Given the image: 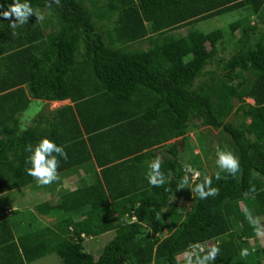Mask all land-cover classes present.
Here are the masks:
<instances>
[{"label":"trees","instance_id":"obj_1","mask_svg":"<svg viewBox=\"0 0 264 264\" xmlns=\"http://www.w3.org/2000/svg\"><path fill=\"white\" fill-rule=\"evenodd\" d=\"M13 2L0 0V12ZM27 2L42 21L32 15L13 30L12 21L0 16V264H31L51 253L61 264H179L178 255L197 243L219 247L210 264H264V246L245 217V211L264 217V33L249 44L264 23V0ZM238 10L256 15L257 22L243 17L228 24L231 32L240 29L229 57L218 54L223 28L173 33ZM144 41L145 49L129 48ZM31 98L70 99L73 105L48 117L44 103L22 127L18 116ZM195 119L223 134L229 147L219 148L239 158L240 171L216 180V167L210 177L219 194L195 195L188 210L179 211L171 196L184 165L202 180L209 160L206 137L199 138L204 157L191 152L187 163L182 155L191 149L186 138L198 128L191 126ZM45 137L67 152V160L58 157L59 174L91 155L102 169L91 184L59 192L56 204L35 203L37 217L56 210L62 215L39 227L8 205H16L15 190L38 187L26 171V147ZM176 138L181 144L167 143ZM157 156L166 179L161 187L146 179ZM111 171L112 182L105 177ZM133 216L137 221L128 224ZM108 231L114 235L97 256L84 249L85 237ZM243 248L251 252L247 258L240 257Z\"/></svg>","mask_w":264,"mask_h":264},{"label":"clouds","instance_id":"obj_2","mask_svg":"<svg viewBox=\"0 0 264 264\" xmlns=\"http://www.w3.org/2000/svg\"><path fill=\"white\" fill-rule=\"evenodd\" d=\"M52 3L59 4L60 0H48V6ZM32 15H35L37 20L42 21L44 19L43 14L39 10L33 9L27 0L25 2L14 0L12 4L8 5L7 10L0 12V16L12 21L9 27L13 30L26 24ZM13 17H15L14 20ZM12 34L16 35V32L13 31ZM26 151L30 153L27 162L31 165V167L26 169L27 174L35 180L38 186H49L60 180L58 172L60 160L58 157H62L64 160L68 158L67 152L62 146H58L54 141L45 137L35 147L28 145ZM215 164L219 169L215 173L216 180L227 178L222 177L221 173H227L235 177L240 171L239 158L231 151L223 150L219 147L216 150ZM161 165L162 158L160 156H157L148 163L146 179L153 187H161L166 183L165 175L161 171ZM184 172L185 175L177 182V188L183 189L192 183L194 186L190 188L191 192L198 195L200 199H207L210 196L214 197L219 194L218 188L212 187V178L210 176L205 175L199 183H196L201 176L199 171L195 170L190 164H185ZM250 191L254 192L255 186H252ZM245 217L253 227L255 236L257 238H264V224L260 223V219L254 217L251 211H245ZM136 221L137 217L135 216L131 220H126L128 224L135 223ZM190 248L191 251L186 254V264H210V262L216 260L220 252L218 246H209L207 243L203 245L200 243L190 245ZM250 254L251 252L248 248H243L240 251L241 258H247Z\"/></svg>","mask_w":264,"mask_h":264},{"label":"rangeland","instance_id":"obj_3","mask_svg":"<svg viewBox=\"0 0 264 264\" xmlns=\"http://www.w3.org/2000/svg\"><path fill=\"white\" fill-rule=\"evenodd\" d=\"M248 13L249 12L247 10H241V11L238 10L237 12L233 11V12L225 13V14H222L219 16H215V17L200 21V22H198L192 26H188L186 28L173 30V33L174 34H179V33L183 34L185 32V30H187L188 28H193V29L196 28V29H199V30L204 31V32L211 31L215 28H223L225 31V37L218 44V54L219 55L221 54L225 57H229L231 55V53L234 51V48L236 46L235 45L236 38H237V36L239 37L240 29H238L234 32H231L228 29V24L235 19L243 18V17H245L244 19H247L249 22H251V24H252V22L253 23L257 22V16L256 15L254 16L251 14L246 15ZM39 22H40V20H39ZM259 31L260 32L262 31V33H264V23L259 25V28L256 31L255 35H253L252 38L250 39L249 44L253 43L256 40L255 37L257 36ZM146 47H147V41L136 43V44H133L131 46L129 45L130 49L131 48L132 49L133 48L145 49ZM246 102L253 103V99L246 98ZM30 111L32 112V109H29L28 113H30ZM247 121H249V120H247ZM193 124H197L198 128L197 129L192 128V130H190L187 133L188 136L186 138V144L191 149H187L185 152H182V155H183V157H185V159L190 160L187 163H190L191 160L193 161V159H194V157H192L190 155L191 152H193L194 154L199 153L201 155V157H204V152L199 147V138H201V141H202L203 138L206 137V139H204V141L206 142L205 144H208L207 145L208 148H207V153H205V154L208 156L209 160L205 159V161H203L204 163H203L202 171L205 172L207 176H210L212 174V172H214V170L216 169L215 160H216L217 147H219V145H224L227 147H229V146H228V143L226 142V140L223 138V134L220 133V131L211 130L208 127L200 126V123L197 119H195L191 122V126ZM176 139H180V138H176ZM179 150H182L181 146L179 147ZM200 181L201 180L198 179L196 181V183H199ZM192 186H194V185L192 183H190L189 186L186 188H183V189H179L177 187L175 188V191L173 192V194L171 196V201H173L174 203L177 204L179 211H187L188 208L190 207V205L192 203V199L195 196V194H193L191 192V189H190ZM26 192H27V195H25ZM42 193H44V191L40 188H38V191H30V190L26 191L25 189H22V190L20 189L19 191H16L14 193V196H12V199L14 198L17 200L16 205L14 206V202H9L8 208L11 210L14 209L15 207L20 208V211H23L22 216L25 217V219H29L28 220L29 222L32 219L31 225H34V226L38 225L39 227H43L45 225H51L52 226L54 223L58 222L62 217V215H60V213H58L57 210L54 212L52 211V213H50L46 216H38L37 217L35 211L32 208V206L35 203L46 201V196L44 197L45 199H43ZM53 195L54 194L51 193V196H53ZM58 195H59V192H57L56 196L55 195L54 196L57 197ZM53 201H55V200L53 199ZM241 207H243V204H241ZM75 216L78 218L81 217L80 214H78V215L74 214V217ZM259 219H260V221H264V217H260ZM113 235H114V233H110V234L107 233V234H103V236L97 237V238L85 237V239L83 241L84 249L86 251L92 253L94 256H97L99 254V252L102 250L103 246L109 240H111ZM249 242H250V244H254L253 240H249ZM258 242L261 246H264V238H258ZM177 259L179 260V264H186L187 256L185 253H182V254L178 255ZM31 264H61V263H60L59 256L56 253H51V254H48L44 257H41V258L31 262Z\"/></svg>","mask_w":264,"mask_h":264},{"label":"crops","instance_id":"obj_4","mask_svg":"<svg viewBox=\"0 0 264 264\" xmlns=\"http://www.w3.org/2000/svg\"><path fill=\"white\" fill-rule=\"evenodd\" d=\"M253 23V22H252ZM31 102L29 103V105L25 108V110H23L22 112H20L19 114V119L21 122L22 127H26L27 125H30L33 121V119L35 118L36 114L38 112H40L42 110L43 104H47V107L44 109L43 107V112L45 111V115H48V117L51 115V113H54L55 110L61 108L64 105H73V102L70 99H64V100H52V101H43V100H38L35 98H31L30 99ZM32 109V112L30 111V113H28V110ZM83 137L86 140V135L84 134ZM178 140V143L181 144V138L180 139H172L170 141H168L167 143H172ZM88 150L89 152H91L89 146ZM97 150L100 151L101 149H105L106 145H98L96 146ZM102 147V148H101ZM104 147V148H103ZM103 152V151H101ZM162 152L165 154L164 149H162ZM83 154H74V158L77 157H81V156H85L86 152L83 151ZM102 157V155H100ZM101 166H98V164L96 163V160L94 159V156L91 155L90 158H85L84 160H82L80 163L75 164L71 167H68L67 169L63 170L60 172V180L58 182H55L49 186H47V188H44L43 186H38V187H25V188H21L30 191H38V188L42 189L44 191V193H42V198L45 199L44 197L46 196V201L50 202L51 204H56L58 201V196H56L57 192H60L62 190H74L75 188L83 185V184H91L92 182H94L95 180V175L97 176L100 175L101 172ZM112 172V171H111ZM114 171L110 174L109 172L106 173V179H108L110 182L114 181ZM51 189V190H50ZM15 190V191H19ZM14 192V191H12ZM51 193H53L54 195L51 196ZM8 193H6L5 195H7ZM25 195H27V192L25 193ZM53 197V198H52ZM53 199L55 201H53ZM107 233H114L113 231H108L105 232L103 234H107ZM103 234H100L98 236H94L95 238L97 237H101L103 236ZM89 238H93V237H89ZM253 245V244H251Z\"/></svg>","mask_w":264,"mask_h":264},{"label":"built area","instance_id":"obj_5","mask_svg":"<svg viewBox=\"0 0 264 264\" xmlns=\"http://www.w3.org/2000/svg\"><path fill=\"white\" fill-rule=\"evenodd\" d=\"M83 235V234H82Z\"/></svg>","mask_w":264,"mask_h":264}]
</instances>
